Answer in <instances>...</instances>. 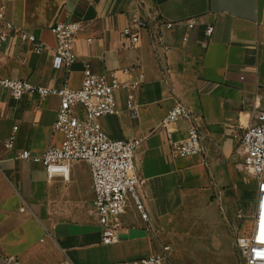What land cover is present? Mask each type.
I'll return each instance as SVG.
<instances>
[{
	"label": "crops",
	"instance_id": "crops-1",
	"mask_svg": "<svg viewBox=\"0 0 264 264\" xmlns=\"http://www.w3.org/2000/svg\"><path fill=\"white\" fill-rule=\"evenodd\" d=\"M0 7L44 43L36 53L31 42L10 36L0 49L1 77L79 88L88 63L94 73L125 84L115 91L119 112L100 121L112 138L141 140L134 163L145 179L141 193L149 213L143 220L128 199L118 240L104 243L87 162L71 163L64 179L19 157L24 149L41 154L60 145L63 135L52 131L59 97L14 99L0 89V264H11L9 258L19 264H132L163 245H173L170 252H224L229 239L212 212L214 195L227 194L229 204L234 193L239 200L256 198L242 136L264 110V0H0ZM135 15L149 27L132 43L124 30ZM188 18L198 21L193 29L159 27L160 20ZM69 19L80 23L77 59L69 70L56 69L51 27ZM153 30L162 31L161 40ZM129 99L137 104L135 114ZM178 102L200 118L205 155L172 154L168 133L183 141L190 122L160 123Z\"/></svg>",
	"mask_w": 264,
	"mask_h": 264
},
{
	"label": "built area",
	"instance_id": "built-area-1",
	"mask_svg": "<svg viewBox=\"0 0 264 264\" xmlns=\"http://www.w3.org/2000/svg\"><path fill=\"white\" fill-rule=\"evenodd\" d=\"M196 18L182 21H159V27L174 29L186 27L193 29L197 25ZM148 20L140 15L130 18L124 33L132 43L138 41V30L149 27ZM56 38L53 66L56 69L69 70L76 61L75 42L80 30V23L75 20H63L51 27ZM214 26L206 28L211 35ZM154 39H162V31H150ZM13 34L31 42L36 53H41L44 43L34 34L28 33L7 17L0 7V49ZM184 40L188 36L183 37ZM125 86L117 78L106 74L94 73L85 63L84 78L79 88L46 87L28 79L4 78L0 76V89L7 90L14 99H20L27 93H36L43 98L57 95L60 99L53 132H59L63 139L58 146H50L41 154H34L29 149L19 152L25 160L41 163L50 176L57 174L68 179L70 165L75 161H85L89 165L94 192L93 214L102 229V241L112 243L118 240L120 215L124 211L128 199H132L141 218L149 221V213L145 205V197L141 189L145 183L135 168L134 158L141 140L138 138L116 139L103 129L101 118L119 112L115 99V91ZM127 107L135 114L137 104L132 99ZM180 119L188 120L190 127L188 136L183 141H175L168 133L172 154L205 155L202 141L200 118L184 103H176L162 119L160 125L166 127L169 122ZM15 135L10 136L5 145L13 148ZM242 145L245 150L244 165L256 181V198L251 214L250 231L236 239L237 250L243 264H264V110L255 113V122L247 126L243 132ZM24 209V207H23ZM171 245H163L160 252L141 257L132 264H165ZM11 264H19L12 260Z\"/></svg>",
	"mask_w": 264,
	"mask_h": 264
},
{
	"label": "rangeland",
	"instance_id": "rangeland-1",
	"mask_svg": "<svg viewBox=\"0 0 264 264\" xmlns=\"http://www.w3.org/2000/svg\"><path fill=\"white\" fill-rule=\"evenodd\" d=\"M214 199L216 207L212 212H216V216L223 222L221 231L224 238L229 239L222 242L224 252H169L165 264H243L236 239L251 229L254 201L239 200L235 193L234 204H229L227 194L217 193Z\"/></svg>",
	"mask_w": 264,
	"mask_h": 264
}]
</instances>
